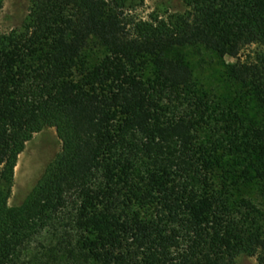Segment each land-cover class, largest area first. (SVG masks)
I'll list each match as a JSON object with an SVG mask.
<instances>
[{
    "label": "trees",
    "instance_id": "trees-1",
    "mask_svg": "<svg viewBox=\"0 0 264 264\" xmlns=\"http://www.w3.org/2000/svg\"><path fill=\"white\" fill-rule=\"evenodd\" d=\"M183 1L184 15L133 20L126 0H33L23 29L0 34V264H264V122L219 127L223 107L172 54L237 59L228 77L264 110V0ZM45 127L62 150L10 207ZM215 131L238 158L215 153Z\"/></svg>",
    "mask_w": 264,
    "mask_h": 264
},
{
    "label": "rangeland",
    "instance_id": "rangeland-1",
    "mask_svg": "<svg viewBox=\"0 0 264 264\" xmlns=\"http://www.w3.org/2000/svg\"><path fill=\"white\" fill-rule=\"evenodd\" d=\"M32 7L33 0H0V34L23 29ZM187 11L188 7L183 0H126L125 14L129 19L149 20L151 17L170 18L184 15ZM260 51L262 49L258 46L246 48L241 54V59L253 58ZM172 54L181 57L193 69L200 94L209 97L213 104H220L223 107L226 115H219V119L223 120L219 127L224 126V120L232 113L245 118L246 126L264 122V110L258 107L249 90L233 82L227 75L228 66L237 59L219 57L203 47L179 48ZM90 59L92 63H97L95 57L92 56ZM139 74L144 79H153L155 70L152 64L148 63L140 69ZM75 78L80 84L83 83L82 74H75ZM217 138L221 141L217 142ZM234 140L232 136L221 137L220 133L215 131L212 135V141H216L215 153L227 158H238L241 153L232 144ZM61 150L62 141L54 127H45L33 135L18 158L9 199L10 207L22 205ZM253 187L247 186L248 189ZM234 264L258 262L256 256L242 254L236 258Z\"/></svg>",
    "mask_w": 264,
    "mask_h": 264
}]
</instances>
